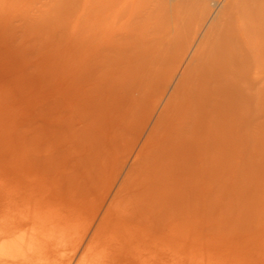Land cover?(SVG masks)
<instances>
[{"label": "rangeland", "instance_id": "rangeland-1", "mask_svg": "<svg viewBox=\"0 0 264 264\" xmlns=\"http://www.w3.org/2000/svg\"><path fill=\"white\" fill-rule=\"evenodd\" d=\"M228 1L0 0L7 264H264L263 56L240 76V129L193 153L191 168L163 169L169 160H146L144 146L172 91L147 122L176 47L166 64L151 56L206 11L176 82ZM129 35L135 45L108 65Z\"/></svg>", "mask_w": 264, "mask_h": 264}, {"label": "bare ground", "instance_id": "bare-ground-1", "mask_svg": "<svg viewBox=\"0 0 264 264\" xmlns=\"http://www.w3.org/2000/svg\"><path fill=\"white\" fill-rule=\"evenodd\" d=\"M182 13V16H187L185 10ZM205 14L206 11L195 23V28L190 27L184 34H179L182 23L179 22L175 28L177 35L173 40L165 42L163 49L150 58L153 63L161 60L166 64L176 47V63L165 73L162 82L154 90L155 99L149 106L146 119L148 122L157 105L164 100L163 95L167 89L172 87L144 145L146 147L153 144L152 150L147 148L146 160H151L152 157L169 160L168 164L161 166L163 169L168 165L170 170H175L178 166L181 169L191 168L193 153H205L211 146L215 148L217 134H227L230 128L235 132L240 129L236 110L243 101L239 82L241 73L247 67L254 68L256 57L264 58V0H229L223 6L217 21L199 41L192 54V61L175 82L176 72L191 49L198 29L204 24ZM124 39L125 44L119 50H107L108 65L113 64L115 57L126 48L131 50L135 45L133 36H126ZM118 41L123 42V39ZM171 42L175 45L171 46ZM247 98L251 123L255 112L253 90H250ZM220 145L221 140L217 147ZM186 152L190 153L189 158L181 160ZM65 226L71 228L69 225ZM14 234L15 230L11 229L1 231L0 240L10 239ZM7 243L8 241L5 244ZM1 256L0 251V264H7L8 261Z\"/></svg>", "mask_w": 264, "mask_h": 264}]
</instances>
